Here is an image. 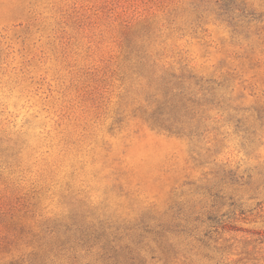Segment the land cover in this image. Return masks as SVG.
<instances>
[{
    "label": "rangeland",
    "instance_id": "obj_1",
    "mask_svg": "<svg viewBox=\"0 0 264 264\" xmlns=\"http://www.w3.org/2000/svg\"><path fill=\"white\" fill-rule=\"evenodd\" d=\"M0 264H264V0H0Z\"/></svg>",
    "mask_w": 264,
    "mask_h": 264
}]
</instances>
